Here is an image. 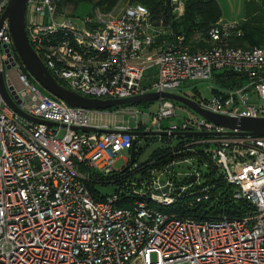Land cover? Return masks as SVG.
Instances as JSON below:
<instances>
[{
  "label": "built area",
  "instance_id": "obj_1",
  "mask_svg": "<svg viewBox=\"0 0 264 264\" xmlns=\"http://www.w3.org/2000/svg\"><path fill=\"white\" fill-rule=\"evenodd\" d=\"M9 2L0 0V22ZM60 3L28 0L26 30L34 50L66 88L102 100L147 92L194 99L181 90L185 81H208L215 72L232 71L246 82L221 88L212 99L194 100L216 114L264 117V47L230 44L231 36L241 35V22L220 19L188 39L163 19L157 23L153 11L139 3L127 5L120 15L114 14L116 6L110 11L96 6L82 26ZM169 4L174 19L184 15L185 0ZM15 53L6 20L0 30V72L8 92L21 110L55 124L22 117L0 95V264H264V136L216 134L199 141L233 185V197L254 206L252 214L196 221L147 200H136L130 208L115 205L117 194L97 201L79 165L104 174L117 171L115 156L131 151L135 139L129 131L143 128L172 136L224 129L197 113L167 122L178 114L170 99L158 100L154 111L70 106L46 95ZM118 114L132 115L134 125L119 123ZM167 173L169 167L138 193L171 205L175 192L187 186L178 189ZM199 176L196 172L198 182ZM202 197L207 195L198 200Z\"/></svg>",
  "mask_w": 264,
  "mask_h": 264
},
{
  "label": "trees",
  "instance_id": "obj_2",
  "mask_svg": "<svg viewBox=\"0 0 264 264\" xmlns=\"http://www.w3.org/2000/svg\"><path fill=\"white\" fill-rule=\"evenodd\" d=\"M93 0H61L60 7L64 4L72 3L78 7L80 2ZM119 0H100L99 4L106 9L115 7ZM136 3L149 7L155 16L156 22L163 19L166 26H170L176 34H184L190 39L195 33H205L212 25L216 24L222 17V10L217 0H185V13L179 19H174L169 12L171 9L170 0H132ZM249 6L246 15L241 22V35L231 36L230 44L233 47H264V0H248ZM203 44V41L198 43ZM19 62L20 58L17 53ZM22 63V62H21ZM24 72L35 82L34 78L22 65ZM213 78L217 86L212 88L213 95L218 94L221 88H235L246 82L247 78L232 71L215 72ZM192 96L194 99L201 97ZM143 130V128H140ZM158 137L162 141V146L153 150L149 158L139 163L138 157L144 149L139 147L138 139L136 143V166H131L127 170L124 167L109 174L89 170L84 165L87 172V179L84 180L91 192L92 197L97 201H104L112 194H117L116 206L130 208L136 200H147L150 206L163 210L167 213H175L180 218H191L196 221L219 220L224 217L239 218L247 214L254 213V206L246 199H235L233 197L234 187L228 183L219 168L212 161L210 155L203 149L204 145L199 141V135L181 136H145ZM177 138V141L173 139ZM192 162L194 171L181 178L175 168L178 163ZM170 168V173L174 185L179 187L187 186L185 191L175 192V201L171 205H162L152 201L148 195H140L138 190L147 189L148 182L160 171ZM200 172L199 182L195 181L187 184L190 176ZM96 182H114L117 188L110 194H101L95 187ZM144 183V184H143ZM207 188L205 191L204 189ZM207 195V198L199 196Z\"/></svg>",
  "mask_w": 264,
  "mask_h": 264
},
{
  "label": "water",
  "instance_id": "obj_3",
  "mask_svg": "<svg viewBox=\"0 0 264 264\" xmlns=\"http://www.w3.org/2000/svg\"><path fill=\"white\" fill-rule=\"evenodd\" d=\"M28 0H10L7 5L0 22V30L2 24L7 20L10 26V32L13 39V44L16 53L18 54L23 66L26 68L28 73L39 83L45 90H47L53 96L66 101L70 106L82 107L86 109L105 110L110 108H117L121 106H133L144 102H155L160 99H170L175 102L181 103L188 109H191L198 115L205 119L217 124L222 127V132H200V131H188V132H173L172 136L181 135H199V136H210V135H254L264 136V117H250V116H228L216 114L212 111L206 110L200 106V104L189 97L170 93V92H147L137 96L125 98V99H95L82 96L65 86H63L49 71L47 66L44 64L42 59L39 57L37 52L32 47L27 30H26V8ZM10 67V66H8ZM0 95L3 100L8 103L18 114L22 117L35 121L37 123H43L47 125H53L54 122L46 121L35 118L23 110H21L10 93L5 84L3 72H0ZM72 129L81 130L83 132L101 131L95 127H77L72 126ZM129 133L135 136L133 145L130 151V160L123 170H127L136 162V143L137 138L142 136H163L168 135L167 132L158 131H140L132 130ZM197 179L196 175L190 176L187 184L195 182ZM165 179H161V183ZM163 191H167L165 188Z\"/></svg>",
  "mask_w": 264,
  "mask_h": 264
},
{
  "label": "rangeland",
  "instance_id": "obj_4",
  "mask_svg": "<svg viewBox=\"0 0 264 264\" xmlns=\"http://www.w3.org/2000/svg\"><path fill=\"white\" fill-rule=\"evenodd\" d=\"M100 0H93L91 2L85 1L80 2L78 7H75L72 3L64 4L61 9L65 10V13L68 17H70L73 21L77 22L80 26L83 25V18L85 15L92 14L94 12V8L96 6H101L99 4ZM217 2L220 5V8L222 10V17L221 19L225 23L234 24L242 22L245 15H246V9L249 6L248 0H217ZM136 1L132 0H119L118 3L115 5V15H120L123 11V9L129 5V4H135ZM101 8L105 9V11H110L111 9H106L105 7L101 6ZM171 14V9L169 11ZM156 71V68L153 69ZM149 76V74H147ZM39 87L42 89V91L53 98L52 94H50L47 90H45L39 83ZM217 82L214 78L208 81L204 80H187L185 81L182 86L181 90L188 94L190 97L192 96H199L198 93L201 94L202 97L206 99H212L213 98V92L212 88L214 86H217ZM177 106L178 114L177 116H174L167 120V122H180L182 120V117L185 115H190L192 117H196L197 114L192 111L191 109H188L186 106H184L181 103L175 102ZM129 106V105H127ZM137 108H140L142 110H148V111H154L158 108L159 102H144L141 104L133 105ZM117 120L119 123H126L130 125H134L135 118L132 115H123L118 114ZM175 142L177 141V138H173ZM162 141L158 139V137H149L146 138L145 136L138 138V145L139 147H142L144 149L143 153L138 157L137 161L139 163L146 161L149 156L152 154L153 150L156 148L162 146ZM130 159V150H124L121 153H118L115 156V164L114 169L119 171L123 167L127 165L126 160ZM79 170L83 174H87L85 168L81 165H79ZM176 172L181 178H184L187 174H190L194 171V168L192 166V162H183L178 163V165L175 168ZM196 175V174H195ZM95 189L101 193V194H110L115 191L117 188V185L114 182H96L94 183Z\"/></svg>",
  "mask_w": 264,
  "mask_h": 264
}]
</instances>
